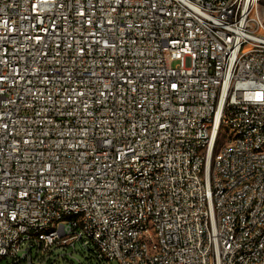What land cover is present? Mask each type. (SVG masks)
Segmentation results:
<instances>
[{"label":"built area","instance_id":"obj_1","mask_svg":"<svg viewBox=\"0 0 264 264\" xmlns=\"http://www.w3.org/2000/svg\"><path fill=\"white\" fill-rule=\"evenodd\" d=\"M260 2L0 0V264H264Z\"/></svg>","mask_w":264,"mask_h":264},{"label":"rangeland","instance_id":"obj_2","mask_svg":"<svg viewBox=\"0 0 264 264\" xmlns=\"http://www.w3.org/2000/svg\"><path fill=\"white\" fill-rule=\"evenodd\" d=\"M259 17L264 24V0L259 4ZM37 257L36 251L33 254V262L35 264H101L94 256L92 247L82 246L80 243L74 246L53 247L52 250L47 249L41 251ZM7 263V260L4 261ZM19 264H31L23 260ZM113 264H119L113 261Z\"/></svg>","mask_w":264,"mask_h":264}]
</instances>
